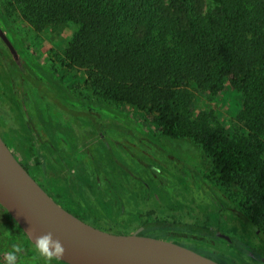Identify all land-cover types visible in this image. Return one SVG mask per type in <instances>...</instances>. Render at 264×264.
I'll list each match as a JSON object with an SVG mask.
<instances>
[{"label":"flooded vegetation","instance_id":"obj_1","mask_svg":"<svg viewBox=\"0 0 264 264\" xmlns=\"http://www.w3.org/2000/svg\"><path fill=\"white\" fill-rule=\"evenodd\" d=\"M0 140L61 209L109 234H164L219 264H264V209L206 147L62 74L0 0ZM44 264L0 207V261ZM51 264H66L53 259Z\"/></svg>","mask_w":264,"mask_h":264},{"label":"trees","instance_id":"obj_2","mask_svg":"<svg viewBox=\"0 0 264 264\" xmlns=\"http://www.w3.org/2000/svg\"><path fill=\"white\" fill-rule=\"evenodd\" d=\"M5 1L36 32L74 25L63 67L82 70L97 96L200 141L264 209V0ZM226 89L244 135L198 119L194 91Z\"/></svg>","mask_w":264,"mask_h":264},{"label":"water","instance_id":"obj_3","mask_svg":"<svg viewBox=\"0 0 264 264\" xmlns=\"http://www.w3.org/2000/svg\"><path fill=\"white\" fill-rule=\"evenodd\" d=\"M0 207L24 239L51 234L64 248L66 264H219L164 234L145 229L109 234L61 209L32 181L0 140Z\"/></svg>","mask_w":264,"mask_h":264},{"label":"rangeland","instance_id":"obj_4","mask_svg":"<svg viewBox=\"0 0 264 264\" xmlns=\"http://www.w3.org/2000/svg\"><path fill=\"white\" fill-rule=\"evenodd\" d=\"M3 2L5 3L6 1L3 0ZM12 17L15 19L16 25L21 27L22 31L28 35V38L35 43V47L41 53L46 54L49 59L53 60L56 66L62 68V74L65 77L73 78L74 76L77 79V81H75L76 83L82 86L87 91V93L96 96V94L91 89L83 84L86 76L82 70H68L62 66L60 61V55H62V51L66 46V43L76 30L74 25L68 23L65 28L64 26L58 27L55 30H50L47 28L42 32H36L32 30L30 26L24 23L23 20L17 17V14H12ZM78 79L81 80L79 81ZM194 100L196 103V111L198 112L199 116L198 119L206 121L210 128L221 129L226 127L227 129L232 130V132L238 133L239 135L245 134L243 131V124L238 120L236 114L240 107V101L235 91L226 89L225 92L223 91V93L219 94L218 96L210 95L200 91H194ZM120 105H125L127 108L136 110L126 104ZM140 113L144 114L151 120L153 119L151 116H147L143 112Z\"/></svg>","mask_w":264,"mask_h":264},{"label":"clouds","instance_id":"obj_5","mask_svg":"<svg viewBox=\"0 0 264 264\" xmlns=\"http://www.w3.org/2000/svg\"><path fill=\"white\" fill-rule=\"evenodd\" d=\"M34 250L37 257L40 258L44 264H51L53 258L61 259L64 255V248L59 240H54L52 235L44 234L38 236L33 242ZM20 251L19 247L4 254L3 260L0 264H16L17 253Z\"/></svg>","mask_w":264,"mask_h":264}]
</instances>
